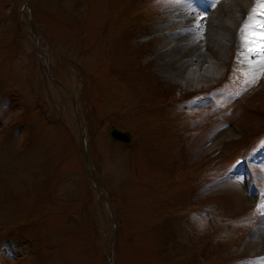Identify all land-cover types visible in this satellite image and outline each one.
<instances>
[{"label": "rangeland", "instance_id": "rangeland-1", "mask_svg": "<svg viewBox=\"0 0 264 264\" xmlns=\"http://www.w3.org/2000/svg\"><path fill=\"white\" fill-rule=\"evenodd\" d=\"M189 1L0 0V264H108L113 227L111 264H260L264 76L246 87L234 48L158 63V27ZM174 67L195 81L160 74Z\"/></svg>", "mask_w": 264, "mask_h": 264}, {"label": "bare ground", "instance_id": "bare-ground-1", "mask_svg": "<svg viewBox=\"0 0 264 264\" xmlns=\"http://www.w3.org/2000/svg\"><path fill=\"white\" fill-rule=\"evenodd\" d=\"M253 6L254 0H190L188 4L177 7L168 14L170 18L158 27L159 30H162L159 34L160 37L164 38V41L156 49L158 52H164L158 63L166 65L168 68L192 58L195 68H198L207 61L206 55L201 53L202 50H207L212 55H216L220 64H223L222 56L224 57L225 53L228 55V52L234 48V51L230 52V59H238L233 62V65L239 66L238 63L241 59L238 57L240 44L238 32ZM200 17H204V19H200ZM197 20L200 22L199 29L195 27ZM193 32L196 34L190 36ZM254 59L255 57H253ZM220 64L213 62L205 66L199 72L198 80L217 78ZM244 67L247 69L246 64ZM166 68L161 69L162 76L171 77L174 80H182L186 77L189 83L195 81L194 72L174 67V71L170 74L166 72ZM223 81L229 83L235 82L236 79L228 81L223 79ZM220 84H222V80ZM247 238V246L250 248L251 254L246 257L263 255L264 215L259 217Z\"/></svg>", "mask_w": 264, "mask_h": 264}, {"label": "snow or ice", "instance_id": "snow-or-ice-1", "mask_svg": "<svg viewBox=\"0 0 264 264\" xmlns=\"http://www.w3.org/2000/svg\"><path fill=\"white\" fill-rule=\"evenodd\" d=\"M195 27L200 28L199 20ZM238 39L240 41L238 57L247 65L242 80L246 87H250L264 76V0H254V6L249 10L239 29ZM257 211L264 214V202L258 206ZM248 264H256V262L249 261ZM260 264H264V258H260Z\"/></svg>", "mask_w": 264, "mask_h": 264}, {"label": "water", "instance_id": "water-1", "mask_svg": "<svg viewBox=\"0 0 264 264\" xmlns=\"http://www.w3.org/2000/svg\"><path fill=\"white\" fill-rule=\"evenodd\" d=\"M30 31L33 35H35L34 32V28H33V24L32 21H30ZM49 75V74H48ZM55 82H57L58 84H60V82L55 79L54 77H52L51 75H49ZM61 85V84H60ZM65 91L68 93V95L70 96L71 102H72V106H73V110L75 112V116L77 118V121L79 123V129L81 130V151H82V155H83V159H84V164H85V168L87 171V174L92 182V184L94 185L95 189L103 196V194L100 192V189L94 179V176L88 166V156H87V147H86V142H85V135H86V128L81 124L80 122V118H79V114L76 110V103H75V97L74 94L65 88ZM108 134L110 136L111 139L115 140V141H119V142H123V143H128L131 140V135L130 132L127 130H123L120 129L118 127H116L115 125H110L108 128ZM104 197V196H103ZM112 221H114V219L112 218ZM114 233H115V228L113 229V236L111 238V242L109 245V257H108V264H111V244L114 238Z\"/></svg>", "mask_w": 264, "mask_h": 264}, {"label": "trees", "instance_id": "trees-1", "mask_svg": "<svg viewBox=\"0 0 264 264\" xmlns=\"http://www.w3.org/2000/svg\"><path fill=\"white\" fill-rule=\"evenodd\" d=\"M89 134H90V129H89Z\"/></svg>", "mask_w": 264, "mask_h": 264}]
</instances>
